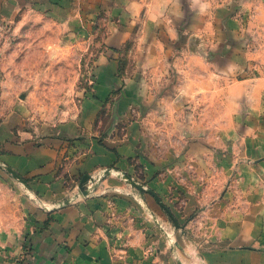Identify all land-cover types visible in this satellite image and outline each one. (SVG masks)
Here are the masks:
<instances>
[{"label":"rangeland","instance_id":"374dc122","mask_svg":"<svg viewBox=\"0 0 264 264\" xmlns=\"http://www.w3.org/2000/svg\"><path fill=\"white\" fill-rule=\"evenodd\" d=\"M55 6L61 5L0 0V42H6L0 43V82L14 69L33 73L38 79L20 98L33 93V113L55 114L74 107L80 86L83 104L97 58L116 55L120 89L126 79L136 87L124 107L112 94L93 137L136 143L137 158L130 161L135 172L118 176L128 190L97 197L108 176L84 190L83 177L69 179L46 200L24 186L39 220L34 236L21 241L15 264H82V240L74 237L82 232V202L93 198L101 201L96 209L107 234L115 229L113 216L127 214L126 202L136 200L165 238L166 264H189L192 249L233 240L240 224L256 235L264 227V0H139L129 4L128 15H102L98 30L85 37L70 15L49 14ZM116 21L135 29L128 42L111 48L104 41ZM26 42H82L81 55L75 49L69 61L56 63L47 47L35 45L31 54ZM150 167L156 173H147ZM149 200L160 206L161 221ZM2 258L0 252V264Z\"/></svg>","mask_w":264,"mask_h":264},{"label":"crops","instance_id":"0c3cea01","mask_svg":"<svg viewBox=\"0 0 264 264\" xmlns=\"http://www.w3.org/2000/svg\"><path fill=\"white\" fill-rule=\"evenodd\" d=\"M55 1L61 6L53 7L49 14L55 13L62 19L70 15L69 22L73 21L71 25L78 28L77 33H82L80 37H85L93 30H98L102 15H110L112 20L114 15H128L132 13L129 4L135 5L139 0L131 3L123 0H75L74 3L72 0ZM123 19L125 18L121 19V23ZM117 21L109 24L111 32L104 41L111 48H120L128 42L135 29L134 26H129V22L118 24ZM73 36L76 38L71 34V37ZM75 38L74 40H77ZM21 43L23 42H18V45ZM26 43L30 44L31 54L35 45L47 47L49 50L45 52L49 51V58L56 63L69 61L72 54L75 55V49H78V54L81 55L82 42ZM12 44L14 48L17 47V42ZM60 48L62 53L59 52ZM94 68V84L93 87L84 89L83 95L88 97L84 99L83 104L80 86L74 107L67 106L55 114H42L38 111L33 113V93L24 100L20 98L23 90L28 89V86L32 87L38 79L33 73L26 76L14 69L0 82V252L4 255L2 264H15L17 256L21 253V241L27 238L29 233L31 237L34 236L33 230L39 220L38 205L32 201L28 192L24 191V186L31 194L32 189L48 199L46 195L52 196L53 192L64 190L69 179L74 178L73 182L83 177V188L89 186V189H93L104 176H108L94 197L110 189H129V185L122 183L118 176L124 172L134 174L135 168L130 161L137 158L136 143L130 140L117 143L114 139L100 142L93 137V125L112 94L117 93V99L124 107V103L130 100L129 90L135 89L136 85L133 81L129 83L131 79H126L125 88L120 89L124 83L119 74L118 57L112 53L99 56ZM116 102L118 104V101ZM156 170L150 167L147 168V173L151 175L156 173ZM131 191L136 194L133 189ZM85 201L87 203L82 202V232L76 231L74 237L82 240V246H79L80 250L77 251L82 254V264L167 263V249L161 246L165 238L161 237L160 228L144 215L136 200H133V203L126 202L127 214L113 216L115 229H112L110 234H107L106 228L101 227L104 216L96 209L101 201L94 198ZM148 202L158 221H161L163 213L160 206L155 200ZM88 205L90 208H87ZM125 222L126 227H123ZM240 225L233 240L225 237L220 245L213 249H192L189 264H264V227L252 236L246 233L247 229H243L242 224ZM114 256H127V259L119 262ZM170 264L177 263L171 261Z\"/></svg>","mask_w":264,"mask_h":264},{"label":"water","instance_id":"95a60500","mask_svg":"<svg viewBox=\"0 0 264 264\" xmlns=\"http://www.w3.org/2000/svg\"><path fill=\"white\" fill-rule=\"evenodd\" d=\"M24 183H25V181L24 180H22ZM82 189L84 190V189H86V188H83V186H82Z\"/></svg>","mask_w":264,"mask_h":264}]
</instances>
